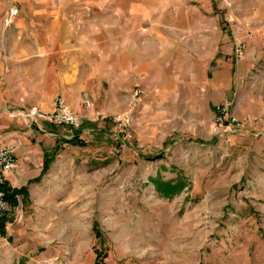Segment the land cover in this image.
I'll use <instances>...</instances> for the list:
<instances>
[{
    "label": "rangeland",
    "instance_id": "obj_1",
    "mask_svg": "<svg viewBox=\"0 0 264 264\" xmlns=\"http://www.w3.org/2000/svg\"><path fill=\"white\" fill-rule=\"evenodd\" d=\"M123 1L51 0L69 26L106 39L102 52L114 29L119 42L131 29L123 13L108 17ZM202 1L208 10L199 0H126L134 13H158L160 27L134 19L131 35L160 38L164 53L133 60L150 66L134 68L126 91L107 59L99 90L86 80L79 101L86 94L89 106L79 105L74 138L43 154L27 216L15 206L9 219L4 195L2 230L15 236L0 244V264H264V0ZM216 70L231 89L219 104L226 126L213 134L201 88Z\"/></svg>",
    "mask_w": 264,
    "mask_h": 264
},
{
    "label": "crops",
    "instance_id": "obj_2",
    "mask_svg": "<svg viewBox=\"0 0 264 264\" xmlns=\"http://www.w3.org/2000/svg\"><path fill=\"white\" fill-rule=\"evenodd\" d=\"M199 1L200 7L208 10V4ZM123 2L125 11L114 5L116 9L108 17L115 23L123 13L125 25L132 30L126 29L125 39L119 42L114 29L113 37L107 38L110 47L102 52L101 41L106 39L95 28L92 35L85 36L84 25L79 28L69 26L66 17L54 10L51 0H0V141L12 148L16 162L15 168L4 177L2 189L6 195L9 219L14 213L18 215L15 206L21 207L20 216H27L30 207L27 204H32V180H38L40 176L43 154L55 149L60 151L62 141L74 138L67 127H55L43 121L31 123L27 110L30 107L47 110L59 97L72 112L80 114L79 105L89 97L84 94L79 101L85 92L86 80L92 78V85L97 83L99 90L102 61L108 60L103 67L114 75V84L126 91L128 86H132L134 68L138 66L142 74H146L150 66L143 62L137 65L133 60H146L150 52L157 50L163 55L160 38L143 41L131 35L134 19L145 22L149 18L152 25L160 27L156 23L158 13L148 14L143 5L136 6L134 13L132 5L126 0ZM12 7L17 8L18 15L8 23V11ZM212 78L201 90L211 93L213 98L208 100L210 107L215 109L228 99L231 86L227 70H216ZM20 188H25V192L15 196L13 190ZM4 227L0 244L5 248L9 238L15 234L7 223ZM21 253L24 255L26 250ZM19 259L16 264H19Z\"/></svg>",
    "mask_w": 264,
    "mask_h": 264
},
{
    "label": "built area",
    "instance_id": "obj_3",
    "mask_svg": "<svg viewBox=\"0 0 264 264\" xmlns=\"http://www.w3.org/2000/svg\"><path fill=\"white\" fill-rule=\"evenodd\" d=\"M18 15V10L12 7L8 11V23L13 21ZM242 54L241 48L238 44L235 47L234 55L236 58L240 57ZM137 93L133 94L136 97ZM83 106L88 107L87 101H82ZM227 103L216 106V116L214 117V123L212 124V133L218 134L219 129L226 126L227 121L224 119L225 112L227 111ZM27 117L30 121H43L54 126H64L71 130H77L79 127L80 117L72 112L66 103L61 98H55L49 109L43 110L37 107H30L27 110ZM231 125H235V119L229 120ZM225 124V125H224ZM16 166V162L13 156V150L10 146L4 144L0 141V218L7 211V206L5 202L4 192L2 190L4 185V177L10 173Z\"/></svg>",
    "mask_w": 264,
    "mask_h": 264
},
{
    "label": "trees",
    "instance_id": "obj_4",
    "mask_svg": "<svg viewBox=\"0 0 264 264\" xmlns=\"http://www.w3.org/2000/svg\"><path fill=\"white\" fill-rule=\"evenodd\" d=\"M4 220H5V216L0 218V235L3 234L2 229H3Z\"/></svg>",
    "mask_w": 264,
    "mask_h": 264
}]
</instances>
